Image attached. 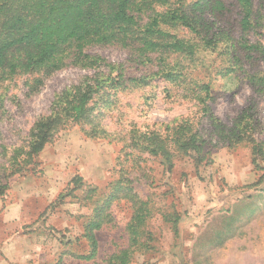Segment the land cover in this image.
<instances>
[{"label": "rangeland", "instance_id": "1", "mask_svg": "<svg viewBox=\"0 0 264 264\" xmlns=\"http://www.w3.org/2000/svg\"><path fill=\"white\" fill-rule=\"evenodd\" d=\"M192 1L184 0L188 12ZM224 1L230 12L218 24L241 38L237 0ZM253 10L261 26L246 37L264 44V0H253ZM173 32L196 45L193 56L169 59L178 61L176 80L158 75L143 85L106 89L91 102L88 118L57 127L35 163L10 177L2 209L11 199L15 179L31 176V191L36 193L28 198V219L8 242L9 264H108L113 253L128 247L132 205L120 198L110 207L113 220L96 230V257H79L90 249L82 235L94 205L80 199L83 186L72 182L75 176L102 194L126 177L137 195L151 199L157 210L148 227L150 247L135 251L130 264H264V92L248 78L264 74V61L226 71L230 59L222 53L224 42L212 47L204 43L205 34L183 25ZM88 52L113 64L124 63L127 75L136 72L123 49L94 45ZM97 70L73 64L47 77L41 72L22 74L0 85V173H10L15 149L26 147L35 122L51 114L56 94ZM39 76L44 77L42 85L30 92L29 82ZM202 84L210 86V97L202 92ZM247 108L253 126L239 141L231 132ZM183 117L205 141L201 154L176 152L170 166L162 157L131 145L132 136L146 125ZM70 189L73 194L57 200ZM175 215L181 217L177 225Z\"/></svg>", "mask_w": 264, "mask_h": 264}, {"label": "trees", "instance_id": "2", "mask_svg": "<svg viewBox=\"0 0 264 264\" xmlns=\"http://www.w3.org/2000/svg\"><path fill=\"white\" fill-rule=\"evenodd\" d=\"M237 4L241 15L239 25L244 33L241 38L233 35L232 28L218 24V20L230 12L224 0H193L187 4L190 12L185 9L184 0H0V85L22 74L41 72L47 77L73 64L98 69L79 84L58 92L51 114L35 122L26 147L15 149L10 173H0V205L8 196L10 177L35 163L57 127L88 118L93 110L91 102L106 89L143 85L158 75L177 79L178 61L171 63L169 59L174 55L193 56L196 45L178 37L173 32L176 26L183 25L197 34H205L204 43L212 47L224 42L222 53L230 59L226 71H232L238 65L242 68L244 62L264 61V44L252 43L246 37L250 30L261 26L253 10V0H237ZM205 14L214 20L209 21ZM94 45L127 51L128 62L134 64L136 72L127 75L124 63L113 64L100 55L89 53ZM44 77L29 82L30 92L39 90ZM248 78L264 92V74H249ZM201 88L206 90L202 91L207 93L206 97H210V86L202 84ZM203 110H208L206 105ZM249 118L247 108L232 129L231 135L239 141L245 140L244 131L248 132L253 126ZM137 132L132 136L131 145L162 157L170 166L176 152H203L205 141L199 129L185 117L154 127L146 125ZM254 149L257 153L263 152L262 147ZM72 182L77 187L83 186L80 199L94 205L82 235L88 240L90 249L79 255L80 258L96 257L99 250L96 230L113 220L110 207L120 198L127 199L132 205L126 227L129 245L113 253L108 264H130L135 251L150 247L148 227L157 209L150 198L144 199L135 193L131 179L122 177L114 181L104 194L98 187L85 184L81 176H75ZM73 192V189L61 192L57 200ZM173 220L177 225L181 217L175 215Z\"/></svg>", "mask_w": 264, "mask_h": 264}, {"label": "crops", "instance_id": "3", "mask_svg": "<svg viewBox=\"0 0 264 264\" xmlns=\"http://www.w3.org/2000/svg\"><path fill=\"white\" fill-rule=\"evenodd\" d=\"M11 188L14 191L11 199L7 201L4 209L0 205V264H9L7 258L11 260V257L8 253V242L15 238V230L21 227L28 219V210L32 209L31 206L28 207V198L36 193L31 191L32 188H35V183L31 176L13 180Z\"/></svg>", "mask_w": 264, "mask_h": 264}]
</instances>
